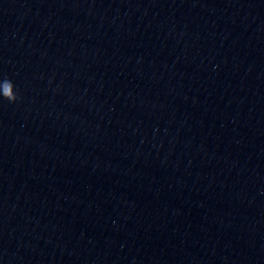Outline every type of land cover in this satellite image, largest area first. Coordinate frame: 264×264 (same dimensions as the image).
Returning <instances> with one entry per match:
<instances>
[{
	"label": "water",
	"instance_id": "obj_1",
	"mask_svg": "<svg viewBox=\"0 0 264 264\" xmlns=\"http://www.w3.org/2000/svg\"><path fill=\"white\" fill-rule=\"evenodd\" d=\"M0 264H264V0H0Z\"/></svg>",
	"mask_w": 264,
	"mask_h": 264
},
{
	"label": "clouds",
	"instance_id": "obj_2",
	"mask_svg": "<svg viewBox=\"0 0 264 264\" xmlns=\"http://www.w3.org/2000/svg\"><path fill=\"white\" fill-rule=\"evenodd\" d=\"M13 99H15V97Z\"/></svg>",
	"mask_w": 264,
	"mask_h": 264
}]
</instances>
